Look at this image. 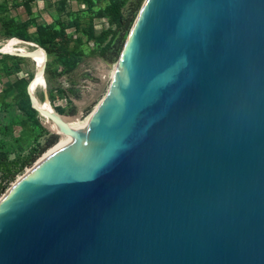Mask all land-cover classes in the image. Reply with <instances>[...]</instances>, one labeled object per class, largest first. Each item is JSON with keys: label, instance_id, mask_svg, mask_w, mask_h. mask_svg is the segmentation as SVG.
Returning a JSON list of instances; mask_svg holds the SVG:
<instances>
[{"label": "water", "instance_id": "95a60500", "mask_svg": "<svg viewBox=\"0 0 264 264\" xmlns=\"http://www.w3.org/2000/svg\"><path fill=\"white\" fill-rule=\"evenodd\" d=\"M26 90L72 138L0 201V264H264V0H145L80 131Z\"/></svg>", "mask_w": 264, "mask_h": 264}, {"label": "trees", "instance_id": "16d2710c", "mask_svg": "<svg viewBox=\"0 0 264 264\" xmlns=\"http://www.w3.org/2000/svg\"><path fill=\"white\" fill-rule=\"evenodd\" d=\"M84 5L78 10H67L66 0H58L55 10L60 15L52 22H36V15L27 3L22 4L27 15L19 19L10 14L7 0H0V31L5 38H18L35 43L47 57H53L56 68L46 69L48 76L71 73L87 54L86 39L92 37L94 21L105 19L107 26L101 30V44L91 48L89 54L103 57L120 45L125 32L133 22L138 3L124 14L129 0H74ZM32 28V30H30ZM71 29V31H68ZM106 39V40H105ZM99 44V43H98ZM4 72L9 75V69ZM29 74H19L11 82L2 84L0 93V193L10 181L30 165L47 147L56 142V136L45 129L38 120V113L31 107L26 90ZM50 98L52 95L50 94ZM59 113L63 107L54 106ZM16 109L20 110L18 113ZM15 127L18 133L15 134Z\"/></svg>", "mask_w": 264, "mask_h": 264}, {"label": "rangeland", "instance_id": "374dc122", "mask_svg": "<svg viewBox=\"0 0 264 264\" xmlns=\"http://www.w3.org/2000/svg\"><path fill=\"white\" fill-rule=\"evenodd\" d=\"M10 8V14L17 16L19 19H26L27 15L23 9L24 3L31 6V10L36 15V22H52L59 15L65 18V14H58L55 10V4L58 0H7ZM139 1V6L135 12L134 19L129 29L125 32L123 39L119 46L117 42L105 56L89 54L91 48L98 47L102 40L101 30L107 26L103 19L94 21V31L91 38L86 39L84 43V50L87 54L82 58L77 67L71 73H60L57 76H48L46 69L54 71L56 68L53 57H47L43 49L34 45L31 41H23L20 43L24 46V50L31 53V56L24 55V50H11L9 52L1 51L0 53V93L2 84L4 82L13 81L19 74H29L30 83L34 77L36 70V59L40 54H44V60L41 63V70L43 75V84L37 86L34 91L35 97L38 101L43 102L46 98L51 106L63 107L64 116L70 118L73 122L82 123L87 116L90 115L99 103V101L108 93L112 76L111 72L114 65L117 63L122 52L123 46L145 0H129V3L124 8V14L129 13L130 8L134 7ZM67 10H78L84 8V5L75 2L74 0H66ZM32 30V28H30ZM71 31V29H68ZM9 38H5L0 31V48L2 43ZM106 40V39H105ZM99 43V44H98ZM34 60V61H33ZM5 67L9 69V75L4 72ZM44 67V68H43ZM50 94L52 98H50ZM20 112V110L16 109ZM18 112V113H19ZM40 124L47 129L52 135L56 136V142L47 147L30 165L24 167L23 171L16 175L15 179L10 181L8 186L0 197L15 183V181L26 172L41 156L46 153L51 147L59 143L66 136L63 133H56L49 129L48 123L39 114L37 115ZM15 134L18 133V128L15 127Z\"/></svg>", "mask_w": 264, "mask_h": 264}, {"label": "bare ground", "instance_id": "6f19581e", "mask_svg": "<svg viewBox=\"0 0 264 264\" xmlns=\"http://www.w3.org/2000/svg\"><path fill=\"white\" fill-rule=\"evenodd\" d=\"M22 42L23 41H21L18 38H9L6 42L2 43L1 48H0V51L9 52L11 50H24L25 47L20 44ZM24 55H26V56H29L30 55L31 56V53H29L26 50L24 52ZM44 57H45L44 54H40L37 57V59H36V70H35V73H34V77L32 79V82L30 83V90H31V92H32L33 95H34V91L37 88V86L40 85V84H43V75H42V70H41V63L43 62ZM115 69H116V64L114 65V68H113V70L111 72V76L112 77L114 75ZM39 103H40V106L49 109V104L46 101H43V102L39 101ZM96 108H97V106L95 107L94 111L96 110ZM93 112L90 113V115L87 116L86 119L82 123L73 122L70 118H67L69 127L72 128L75 131H80L89 122V119H90L91 115L93 114ZM42 117L45 118V120L47 121L48 126L50 128L55 129V126L45 116L42 115ZM63 134H65L66 137L63 140H61L59 143L55 144L53 147H56L57 145L66 143L67 141L71 140V138H72V135L71 134H69V133H63ZM53 147H51L50 149H52ZM46 153H44V154H46ZM8 191H9V189L6 191V193ZM5 194H3V196L0 197V201L5 196Z\"/></svg>", "mask_w": 264, "mask_h": 264}, {"label": "built area", "instance_id": "2783aa9c", "mask_svg": "<svg viewBox=\"0 0 264 264\" xmlns=\"http://www.w3.org/2000/svg\"><path fill=\"white\" fill-rule=\"evenodd\" d=\"M103 20H104V22L107 24L106 20H105V19H103Z\"/></svg>", "mask_w": 264, "mask_h": 264}]
</instances>
